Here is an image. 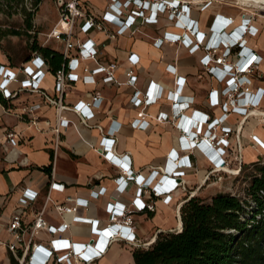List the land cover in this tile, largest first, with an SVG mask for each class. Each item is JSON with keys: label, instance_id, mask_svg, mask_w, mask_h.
<instances>
[{"label": "crops", "instance_id": "crops-1", "mask_svg": "<svg viewBox=\"0 0 264 264\" xmlns=\"http://www.w3.org/2000/svg\"><path fill=\"white\" fill-rule=\"evenodd\" d=\"M91 2L94 11L101 13L109 1L91 0ZM239 12L240 9L235 4L214 0L204 10L192 8L190 15L198 21L200 30L210 32L209 28L216 14L222 17H236L234 24L237 25ZM261 12L264 13V9ZM254 23L259 29L258 33L247 34L246 37L247 45L253 52L262 56L259 71L253 77V89L256 90L258 87L264 88V14L257 17ZM180 30L168 16L160 15L157 23L140 25L134 34L125 32L111 39L103 31L91 30L89 33L98 44V62L117 65L115 76L118 81H125V71L132 66L136 68L138 74L137 87L143 93L151 91L152 85L162 87L163 97L152 104L134 105L131 102V96L135 88L125 83L102 82L103 74L96 76L98 84H85L81 80L72 81L63 96L65 103L72 104L79 99H85L89 92L95 90L99 91L105 99L100 107L93 109L95 116L89 120L91 126H87L73 111L64 110L62 115L69 120V124L61 128L58 135L53 131L57 121L55 106L46 100L41 92L23 89L8 98L6 104L0 101V241H9L13 237L6 227L16 208L21 210L26 221L34 219L45 203L52 181L63 184L50 192L55 202L72 203L68 201L69 198L81 197L88 200V206L87 208L79 207L75 213L61 214L54 209V204L49 202L44 209L46 222L58 227L63 221H68L70 226L59 234L43 229L35 238V241L41 245H50L52 240L59 238H66L74 243L89 242L97 234L90 223L76 221L75 215L99 219L98 226L103 227L110 218L111 202L119 201L129 204L134 199L138 188L134 181H130L123 192L119 191L116 177L120 173V166L101 153L102 145L106 141L103 132L97 126H101L104 132L112 127L118 128L115 134L110 135L114 137V142H107L113 146L108 153L115 152L116 157L121 156L124 159L122 167L126 168L129 164L133 170L140 171L144 176H148L154 168L161 166L168 167L169 170L175 168L167 161V155L172 149H179L181 131L177 124L170 121L162 123L151 118L159 111L172 113L167 93L174 87L175 73L169 69V66H176L177 73L184 80L181 94L185 96V100H192L191 107L185 110L187 115H191L195 109L211 112L214 116L222 114L220 106L210 107L209 92L223 87L224 83L215 79L199 63V58L205 51L199 49V51L191 52L185 45L165 42L157 46L153 42V37L161 36L166 31L181 32ZM86 36L81 34L83 39ZM52 47L59 51L63 49L61 43ZM30 57L18 63L9 60L7 54L3 52L0 63L18 69V66ZM96 65V61L87 59L80 64L78 72L83 73L81 66L94 68ZM40 84L47 95L58 96L54 74L51 71H47ZM10 85L12 90H17L20 86L19 83ZM39 102L41 106L34 112L38 116V123L35 126L31 124L30 116L22 112V108L24 105ZM262 110L264 111V99ZM141 112L150 116L151 123L145 129L133 128L131 122L140 116ZM224 124L234 129L231 135L233 146L237 144L239 124L243 126L239 135L240 142L243 144L242 155H244L243 159L250 163L255 159V146L251 142V137L255 132H259L264 137V126L253 117L242 122V116L236 112L231 114ZM8 130L18 133L17 144L6 143L5 137ZM245 155L248 156L245 157ZM189 159L192 162L191 165L179 167L184 170L182 177L178 178L182 180L183 186L171 191L170 201L157 197L154 211L147 209L138 211L131 206L134 210L132 216L137 226L136 235L142 242L149 239V229L142 225V221H147L148 216L159 217L164 212H169L171 215L178 214L181 204L190 195L184 192V188L187 185L189 188L196 185L197 188L190 193H193L192 196L197 195L199 186H202L207 179V173L212 168V161L204 152L195 148L189 152ZM49 165L52 166L50 171L43 168ZM159 176L158 174L157 177ZM26 188L37 192L38 195L34 201L23 205L20 202V196ZM92 190L98 191L99 196L93 195ZM180 221L182 223L179 217L176 225ZM159 227L149 240L154 239L160 230H175L165 228L166 226L163 225L164 228ZM61 242L62 240L58 244ZM128 247H130L129 242L113 241L109 244L107 251L92 264H136L132 256L135 246L132 251ZM55 252L60 254L64 251L60 249ZM0 264H17L9 249L1 244Z\"/></svg>", "mask_w": 264, "mask_h": 264}, {"label": "built area", "instance_id": "built-area-1", "mask_svg": "<svg viewBox=\"0 0 264 264\" xmlns=\"http://www.w3.org/2000/svg\"><path fill=\"white\" fill-rule=\"evenodd\" d=\"M108 1L101 13H96L91 0H54L58 7L59 17L53 30L47 35L48 39L56 38L61 42L65 58L62 68L54 74L58 96L47 95L41 87L40 83L49 67L40 52H33L27 61L18 66V69L0 63V93L2 96L8 99L23 89L44 94L45 99L55 106L57 121L53 131L58 135L61 128L67 127L69 124V120L62 115L64 110L73 111L87 126H91L89 120L95 116L93 109L100 107L105 99L99 91L95 90L89 92L85 99H79L72 104L65 103L63 96L72 81L81 80L85 84H98L96 76L103 74L102 82L125 83L135 88V92L131 96V102L134 105L152 104L163 97L162 87L152 85L151 91L143 93L137 87L138 74L136 68L132 66L125 71V81H118L115 76L117 65L98 62V44L89 33L91 30L103 31L113 39L125 32L134 34L140 25L157 23L160 15H165L179 26L181 32L166 31L161 36L153 37V42L157 46H161L165 42L185 45L191 52L199 51V49L204 50L205 53L199 58V63L215 79L224 83L223 87L209 92V104L210 107L220 106L223 112L221 115L214 116L211 112L195 109L191 115H187L185 110L191 107L192 100H185V96L181 94L184 80L177 73L176 66H169V69L175 73L174 87L167 93L172 113L159 111L151 118L162 123L170 121L177 124L181 131L179 149H172L167 155V161L175 168L169 170L168 167L161 166L154 168L148 176H144L140 171L133 170L129 164L126 168L122 167L124 159L121 156L116 157L115 152L108 153L113 149V146L107 142H114V137L110 135L115 134L118 128L112 127L104 132L101 126H97L103 132L106 141L102 145L101 153L120 166V173L116 177L119 191L123 192L128 183L134 181L138 186L134 199L129 204L119 201L111 202L109 206L110 218L103 227L98 226L99 219L75 215L76 221L90 223L93 231L97 234L89 242L74 243L66 238H59L52 240L50 245H41L35 241V238L43 229H47L53 234H59L60 231L70 226L68 221H63L58 227L46 222L44 209L49 202H52L54 209L61 214L75 213L79 207L87 208L88 206V200L81 197L69 198L68 201H72V203L55 202L50 196V192L63 184L52 181L46 194L45 203L34 219L26 221L21 210L16 208L6 227L13 237L9 241H0L1 245L9 249L17 264H49L50 262L53 264H75L76 262L92 264L95 259L107 251L109 244L113 241L129 242L135 247L148 246L151 244L149 241L148 244H145L137 238V226L132 216L133 209L154 211L157 197L164 201H170L171 190L174 191L183 186L182 180L178 178L182 177L184 170L179 167L191 165L189 152L195 148L201 149L212 161V168L207 173V178H210V174L225 171L224 168L230 167L233 159L237 160L239 164L237 168L239 172L244 161L242 157L243 144L240 142L239 136L243 126L239 124L237 144L233 146L231 135L234 129L224 124L234 112L242 116V122L250 117H258V121L264 126L263 113L255 112V110L263 111L264 88L253 89V77L259 71L262 56L253 52L252 48L247 45L248 38L246 37L247 34L255 35L259 31L254 22L257 17L264 14L261 12L264 9V0H222L238 6L240 9L239 23L234 24L237 19L234 16L222 17L220 14H216L210 25V32L200 30L198 21L192 18L190 12L194 7L204 10L214 0ZM81 34L87 35L86 38L83 39ZM87 59L96 61L97 65L94 68L81 66L83 73L80 74L78 72L80 64ZM11 83H19L20 86L17 90H12ZM40 106L39 102L24 105L22 108V112L30 116V122L35 126L38 123V116L34 112ZM149 117L141 112L140 116L133 119L131 126L136 129H145L151 123ZM6 133V143L13 145L18 143L17 132L8 130ZM181 152L184 154H180ZM154 172L155 174H153ZM158 174L159 177H157ZM171 179H174V184L170 189L166 186L171 182ZM156 185L166 189L157 191L155 190ZM92 194L99 196V192L96 190H92ZM37 195V192L26 188L20 196V202L23 205L29 204L37 198ZM178 214H181L180 208ZM179 217L181 218V215ZM60 240L62 242L58 244ZM60 249L64 252L60 254L55 252Z\"/></svg>", "mask_w": 264, "mask_h": 264}, {"label": "trees", "instance_id": "trees-1", "mask_svg": "<svg viewBox=\"0 0 264 264\" xmlns=\"http://www.w3.org/2000/svg\"><path fill=\"white\" fill-rule=\"evenodd\" d=\"M42 0H0L2 12L12 8L23 13L25 30L34 28V16ZM30 3V7L25 5ZM18 28L0 25V49L7 35H20ZM30 34V33H28ZM5 52V51H4ZM30 57L40 52L53 74L65 61L64 53L41 43L35 36L30 43ZM6 53V52H5ZM9 56V54H7ZM0 101L6 104L0 93ZM256 171L245 196L223 192L209 200L187 196L181 205L182 229L156 233L148 246L135 247L136 264H264V162L255 161ZM51 165L44 166L51 170Z\"/></svg>", "mask_w": 264, "mask_h": 264}, {"label": "rangeland", "instance_id": "rangeland-1", "mask_svg": "<svg viewBox=\"0 0 264 264\" xmlns=\"http://www.w3.org/2000/svg\"><path fill=\"white\" fill-rule=\"evenodd\" d=\"M27 7H30V3L25 2ZM5 5L0 4V9H3ZM59 17L58 7L54 0H42L37 12L34 16V28L29 30L28 34L26 32V26L24 24V16L23 13L16 11L15 8H12L10 12L4 13L0 11V25L4 28H18L21 30L20 35H7L5 39L2 41V45L4 51H0V57H2L3 52L5 54H9V60L14 62H21L23 57L27 54H30V43L33 40L34 36L43 44L54 46L59 45L61 42L56 38L48 39V33H50L54 26L56 25ZM252 143L255 146L254 152V160H251L250 163L246 160L243 161L242 167L238 173L232 174L229 172L221 171L219 173L210 174V179H206L203 182L202 186H199V193L197 194L201 199L209 200L212 196L223 192H231L237 193L238 195L245 196L247 193V187L251 181L252 173L256 171L257 165H254L253 162L260 161L264 162V137L261 136L259 132H255L252 135ZM235 152V151H234ZM236 153V152H235ZM248 156V155H247ZM245 155V157H247ZM233 157V156H232ZM244 157V155H242ZM233 159V158H231ZM230 167L236 169L239 167L237 160H232L230 163ZM174 179H171V182L167 184L166 187H171L174 184ZM195 187L189 188L185 187L184 192L193 191ZM165 187L155 186V190L162 191L165 190ZM190 190V191H188ZM173 192V190H171ZM180 214H172L169 212H164L159 217L151 218L152 216H148L147 221H142V225L149 229V239L152 237L153 233L157 230V228H173L178 229V225H176L177 220L179 219ZM162 224V225H161ZM156 225V226H155ZM172 231V230H171ZM149 239L145 240L146 242L150 241ZM133 245L130 244L129 249L133 250ZM133 252V251H132Z\"/></svg>", "mask_w": 264, "mask_h": 264}, {"label": "bare ground", "instance_id": "bare-ground-1", "mask_svg": "<svg viewBox=\"0 0 264 264\" xmlns=\"http://www.w3.org/2000/svg\"><path fill=\"white\" fill-rule=\"evenodd\" d=\"M255 112L257 113V114H260V113H263L262 115L264 116V111H259V110H255ZM253 119H259L258 117H253ZM222 169V168H221ZM220 169V170H221ZM225 171H227V172H229V173H232V174H235V173H238V171L236 170V169H233V168H231V167H228V166H226L225 168ZM193 194V193H192ZM191 194V195H192ZM182 223H181V221L180 222H178V227H179V229L181 228L182 229ZM155 240V238L154 239H152V240H150V243H152L153 241Z\"/></svg>", "mask_w": 264, "mask_h": 264}, {"label": "water", "instance_id": "water-1", "mask_svg": "<svg viewBox=\"0 0 264 264\" xmlns=\"http://www.w3.org/2000/svg\"><path fill=\"white\" fill-rule=\"evenodd\" d=\"M181 229V228H180Z\"/></svg>", "mask_w": 264, "mask_h": 264}]
</instances>
